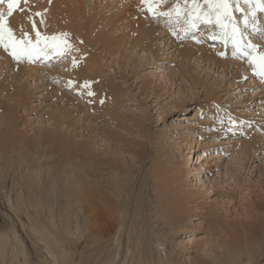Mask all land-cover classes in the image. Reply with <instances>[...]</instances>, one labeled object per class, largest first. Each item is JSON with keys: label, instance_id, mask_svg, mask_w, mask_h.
<instances>
[{"label": "rangeland", "instance_id": "1", "mask_svg": "<svg viewBox=\"0 0 264 264\" xmlns=\"http://www.w3.org/2000/svg\"><path fill=\"white\" fill-rule=\"evenodd\" d=\"M57 1L66 12L52 8ZM20 4L7 17L17 38L27 31L34 40L37 30L47 37L67 32L71 45L76 40V48L79 44L88 48L75 52L71 47L64 55L48 48L29 62L27 58L17 61L0 46L13 63L0 70V83L11 87L12 93L28 88L27 102L15 108L23 120L14 129L17 148L0 149V264H108L117 247L104 243L97 256L88 224L74 216L77 196L73 190L78 184L74 181L79 182V174L88 168L91 154L125 171L120 175L127 193L124 212L129 213L126 238L130 228L135 230L125 264L139 251L145 258L153 253L151 263L157 264L174 249L183 264H214L217 259L223 264L228 245L234 243L236 251L244 254L241 264H264V210L260 208L264 206V80L254 74L246 57L232 55L236 49L230 26L222 29L217 23L199 20L195 28L188 27L185 20L192 0H162L155 14L142 0H21ZM177 5L184 13L181 17L173 11ZM232 5V19L225 18V25L235 23L244 40L257 45L256 53L264 51V12L257 9L252 17V5L240 0L243 11L235 10L236 0ZM127 9L148 29H157L150 32L143 49L129 44L133 37L127 35L128 20L109 23L112 13ZM2 10L7 13V3L0 5ZM24 11L39 18L35 29L22 27L18 19ZM244 14L250 20L247 26ZM89 16L96 18L94 23L85 21ZM85 23L92 26L91 33L84 34L86 40L66 28L71 25L75 30ZM162 30L167 38H160ZM186 45L196 49L183 56L181 48ZM199 47L221 61L236 63L224 69L206 64ZM87 60L99 72L91 96L81 86L85 78L76 75L85 70ZM28 64L34 69H28ZM71 71L76 81L70 86L61 76L73 78ZM57 94L66 98H56ZM89 98L93 107L88 121L81 122V109ZM111 99L114 104L109 107ZM7 102V95L0 94V143L8 133ZM111 107L115 121L106 115ZM55 110L70 114L75 132L53 125ZM45 130L72 136L75 144L92 143L93 150L85 153L78 145L68 150L66 143L48 144ZM72 168L77 174L69 183ZM173 179L192 202L185 231L169 233L153 217L170 196ZM27 202L32 210L25 208ZM40 232L51 240L42 239ZM139 237L142 242L138 243Z\"/></svg>", "mask_w": 264, "mask_h": 264}, {"label": "bare ground", "instance_id": "2", "mask_svg": "<svg viewBox=\"0 0 264 264\" xmlns=\"http://www.w3.org/2000/svg\"><path fill=\"white\" fill-rule=\"evenodd\" d=\"M233 2H235V0H229V3L231 6H234V5H232ZM197 3L200 4L201 11H208L209 10V6L206 5L205 3L201 4V1H198ZM4 4H6V3H4ZM20 6H21V4H20ZM53 6L54 7H52V8H56L57 12H59V13H61V12L64 13L67 11L65 9V7H63L58 1H57V4H54ZM143 6L145 7L144 4H143ZM17 8H19V7H17ZM244 8H243V10H244ZM3 9H5V8H3ZM137 10H139V9H137ZM2 11H0V12H2ZM230 11L231 12L233 11L232 7L230 8ZM6 12H8V11L6 10ZM126 12L125 13H119V12L117 13L116 12V14L112 13L110 17L113 19L109 23H112V22L117 23L118 21H121V20L122 21L128 20L127 22H128V26H129L130 30L127 33V35H132V37H133V40L129 44L134 42L136 44V47H142L141 49H143L144 46H142V44L146 43V40L150 36V32H154V30H155V32H157V29H155V28H149L148 29L147 25L144 26V23L142 24L141 21H138V17L134 11L131 15L128 14L129 9H127ZM161 13H164V12H161ZM30 16L33 20H35V24L37 26V22H38L37 20H39V18L32 16V15H29L27 11H24L23 16L18 19L21 22L22 27L26 30L29 28L31 30H33L32 22L29 19ZM171 18H172L171 15L167 16V19L170 20ZM95 19L96 18L94 16H89L88 18L85 19V21L88 23H94ZM18 20L16 22H18ZM212 23L216 24L215 17H212ZM83 25L84 26L76 27L75 30L71 29V25L67 26L66 28H67V30H73L74 31L73 34H76L75 37H77L78 34L82 37H85L84 34L86 32L90 31V33H91L92 26L88 27L87 23H85ZM134 31H136V32L134 33ZM161 32H162V34L164 33L163 30ZM127 35L124 34L125 37H127ZM156 35H157L156 38L159 39V36H158L159 34H156ZM161 37L164 38L165 37L164 34L162 36H160V38ZM31 38L33 39V37H31ZM80 38H78V39H80ZM165 38H167V36ZM70 39H71V37H70ZM82 39L86 40V37L82 38ZM74 41L76 43H72L73 44L72 48L76 52V50L82 48L83 46L80 47V44H79V47L76 48V44H78V43L76 40H74ZM126 41L128 42L127 38H126ZM88 43H90V42H88ZM82 45H84V44H82ZM102 46L106 47V45L104 43L102 44ZM85 47L88 48L87 46H85ZM85 47H83L82 49H84ZM181 49L183 51V56H187V55L191 54L193 51H195L196 48L194 49L193 47L186 45L185 47H183ZM84 50H86V49H84ZM199 50H202L204 52V54H201V55L204 59H206V61H205L206 64L217 66L219 68L222 67L224 69L229 64L234 65L236 63V62L235 63H227V61L226 62L221 61V60L216 58L215 54L208 53L210 51L205 50L204 47L200 48ZM77 52H79V51H77ZM86 52H89V51H86ZM84 53H85V51H84ZM259 53H264V51H261ZM86 54L87 53H85V56L88 55V54L87 55ZM89 54H90V52H89ZM43 55L44 54H42V56ZM0 56H1L0 57V70H2L3 67H11L12 66L13 63H12L11 59L9 57H7V54H5L4 52H0ZM45 56H47V55H45ZM49 57H50V55H49ZM237 63L239 65H241L239 62H237ZM238 64L236 65L237 69L239 67H241ZM26 67L28 69H31V70L34 69L32 66H30V64H28V66H26ZM84 67H85V70L81 72L82 74H80L79 72L76 74L73 71H71L72 75L76 74L79 76H83L85 78V80H80L82 82L81 86L84 85L85 81H89V82H91L90 83L91 91L95 92V90H93L94 82H95L94 79H96L99 72L97 71V68L94 65V63H92V61H88V60L85 61ZM243 68H245V67H243ZM76 71H78V70H76ZM72 77L73 78H69L68 75L61 76L62 80L67 81L68 83H69V81H73V82L76 81V80H74V75ZM91 78H93V79H91ZM80 83H79V85H80ZM83 88L85 90V93H88L89 89L88 88L85 89V87H83ZM0 94H6L7 95V101H8L7 102L8 103L7 112L5 115L6 116V122H7L5 127H6V129H7L6 131L8 133L3 137L4 142L0 143V149L6 151V150L11 149L12 147L17 148L14 144L16 141V139H15L16 134L14 133V129L18 125V123H22L23 120L22 119H21V121L19 120V118L17 117V114H15L16 113L15 108H16L17 104L19 106H21L27 102L28 88L25 86V87H22L19 91L17 90V91L12 93V88L5 86L4 83L1 82L0 83ZM57 96H58V98H66L63 94H59V95L57 94L56 98H57ZM91 98H93V97H91ZM91 98H89L90 100H88V101L86 100V102H87L86 105L84 104L83 109H81L84 111V115H83L84 118L81 119V122H87L88 121V117H86V116H89V111L93 107V106H89V105H93V99H91ZM115 100L117 101V98H115ZM10 102H14L15 106H11ZM113 104H114V99H111V102L109 103L108 106L110 107ZM106 115L109 117L108 119H112V121L116 120L114 117L113 107H111L107 111ZM103 117L106 118L105 116H103ZM51 118H53L52 119V120H54L53 125L56 126V128H58L61 125H64V126H66L67 129H71L72 132H75V125H74L75 122L71 118L70 114L63 113L60 110H55L54 115L53 116L51 115ZM106 123H108V122H106ZM62 133L63 132H59V131L57 133H51L49 130H45L44 135L46 138H48L47 140H49V142H46V143L54 145V146H56V145L61 146L64 143H66L68 145L67 146L68 150L71 147H75L76 145H78L79 147L84 149L85 153L87 150H89L90 152H91V150H93L92 149V143L87 142V143H83L82 145L75 144V143L71 142L72 136H69L65 133L63 135ZM107 136H109L112 139H114L116 137L115 134H110ZM7 138L9 141H11V146H9L10 142L9 143L7 142V140H6ZM45 140L46 139L44 138L43 141H45ZM192 148H194V147H192ZM77 149H79V148H77ZM19 150H21V149H19ZM59 155H61V154H59ZM65 155H67V154L65 153ZM91 155L89 156V160H90V161H88L89 163H86V162L83 163V165L86 163L88 168H86L84 166L85 168L81 171V173L78 176L79 182L77 181L78 179L75 178V175L77 174L75 168H72V170L70 171L71 173L69 175V179L67 180L70 183V181L73 178H75L76 181H74V182L78 183V184H76V186L73 190L74 191L73 194H75L77 196V200L75 203L76 205H75L74 216H75V219L81 217L84 220V222L86 224H88L87 229H88V232L90 233V236L92 237V240L94 243L93 244L94 245V251L97 252V256L99 255L101 245H103L104 243H107L110 245H115L117 247L115 250V254L110 257L108 264H114L117 260H119L121 264H125L128 262V257L131 254V249H132L131 244L133 241L132 236H133L134 231H135V230L132 231V229L130 228L127 232L128 236L126 238V236H125V234H126V223H127L128 217H129V213L124 212L125 206L127 204V203H125L124 198H125V195L127 196V193H125V187H124L125 179H124V177H122L120 175V174H124L125 171H124L123 167H119V165L116 163H113L107 159H100V158L94 159L91 157ZM22 157L24 160H26V158H24V156H22ZM65 158H66V156H65ZM63 162H66V161H63ZM120 170H122V172ZM171 184L174 187H172L173 190H171L169 192V194H167V195H170V196H168V199L166 200L167 203L164 202L161 204V206H160L161 210L159 209V215L157 217H153V218L158 219L159 226L165 228L166 232L175 233V232H178L179 230L185 231L186 228H184V226H186L187 219L190 215V208L188 205H189V202H192V201L189 198H187L186 196H184V194L181 193L182 187L180 188V185L176 179H173L171 181ZM73 203H74V201H73ZM25 205H26V207H25L26 209H28V210L33 209L32 206L29 205L28 202L25 203ZM260 208L264 210V206L260 205ZM136 223H138V222H136ZM139 234H141V233H139ZM14 235L16 237H18L16 232L14 233ZM40 236L42 239H44L46 241L51 240L49 235H46L44 233L40 232ZM141 238H143V237L141 236ZM141 238L139 237V239L137 241L138 243L142 242ZM123 242H126L124 255L121 254L122 253L121 249H122V247H124ZM160 242H156V243H157V245H159V247H162V245H164V244H161ZM134 248L136 251H139V244L134 245ZM237 248H238V246L236 243L228 245V247L226 249V255H225L226 258L224 257L225 260H223L225 262L223 264H241V262L244 258V254L242 252H240L239 250L236 251ZM154 249H155V247H153V250ZM176 252H177V250L174 249V250H171L169 253H165L164 258L161 256L158 259V263L164 264V262H165V264H183L180 262L181 260L178 258ZM248 255L249 254H247V257H248ZM153 256H154L153 253H151L148 257L145 258L144 254L141 251H139L138 254L132 258V262H130V264H152L151 258ZM214 262H215L214 264H216V263L219 264V259H217Z\"/></svg>", "mask_w": 264, "mask_h": 264}, {"label": "snow or ice", "instance_id": "3", "mask_svg": "<svg viewBox=\"0 0 264 264\" xmlns=\"http://www.w3.org/2000/svg\"><path fill=\"white\" fill-rule=\"evenodd\" d=\"M7 3L8 12H0V46H2L6 51H10L11 56L20 61L27 58L29 62L33 61L35 58L41 54H46L45 50L50 48L57 55L66 54L72 47L68 42V34L62 33L59 36H41V33L36 31V39L33 40L27 32L23 34L22 38H17L13 30L8 26L7 17L11 16L13 11L19 7L21 0H0V5ZM27 2V0H25ZM162 2V0H142V3L146 6L149 12L155 14V8ZM187 2V0H186ZM244 4L252 5L251 15L255 16L256 10L264 12V0H243ZM204 3L209 6L208 11H201V6L197 3V0H192V11L187 14L185 23L190 28H195L197 26V21L205 20L207 23H212V17H215V22L220 25L222 29L230 26L231 28V39L232 43L236 49L233 55L239 54L242 57H246L252 67V71L255 75L264 80V53H256L257 45L253 44L251 41H245L243 32L237 27L235 23L230 25H225L224 19H232L231 16V5L229 0H204ZM238 11H243L239 7V0H236V9ZM177 17L184 15L183 11L180 9L179 5L173 10ZM35 15L40 16L41 13L37 12ZM171 15V13H168ZM32 22L33 29L36 28L35 20L29 17ZM43 22V21H41ZM179 22V20L177 21ZM250 20L248 15L244 17V24L247 26ZM253 27L255 29V24L253 22ZM258 30V29H257ZM43 45V47L41 46ZM255 53V54H254ZM223 55V53H221ZM76 61H73L75 65ZM89 81H85L83 87L88 88V95H95L90 89ZM73 81H69V85H73ZM102 102V101H101Z\"/></svg>", "mask_w": 264, "mask_h": 264}]
</instances>
